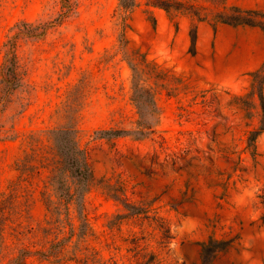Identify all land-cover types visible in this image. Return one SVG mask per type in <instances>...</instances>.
<instances>
[{
	"label": "rangeland",
	"instance_id": "374dc122",
	"mask_svg": "<svg viewBox=\"0 0 264 264\" xmlns=\"http://www.w3.org/2000/svg\"><path fill=\"white\" fill-rule=\"evenodd\" d=\"M232 7L251 24L220 21ZM11 42L0 264H201L209 238L230 240L209 264H264V123L251 75L264 63V0H135L128 12L120 0H0V69ZM150 98L154 107L136 105ZM66 123L89 181L51 215L49 131ZM32 148L44 160L27 164L38 167L30 176L20 159Z\"/></svg>",
	"mask_w": 264,
	"mask_h": 264
},
{
	"label": "trees",
	"instance_id": "16d2710c",
	"mask_svg": "<svg viewBox=\"0 0 264 264\" xmlns=\"http://www.w3.org/2000/svg\"><path fill=\"white\" fill-rule=\"evenodd\" d=\"M225 0H222L224 3ZM135 0H120V7L123 12H128L134 6ZM182 2H176L175 9H181ZM168 10L169 7H164ZM232 10L237 12L236 15H217L220 18V21L226 22L229 24H251L248 19L242 17L240 13L242 12L238 7H232ZM198 21L205 20V17H200L199 13ZM124 26V25H123ZM216 24L213 25L215 30ZM190 53H195V45L197 40V24H194L190 30ZM13 42L9 43L7 47L6 54H11V57L5 60L4 64L0 69V82L4 83L7 91L12 90L17 86V74L15 71V61L13 54ZM132 64V63H131ZM132 67L134 65L132 64ZM264 63L260 68L253 71L251 75L254 79L259 78V86L257 89V96L261 110L263 112L262 123H264V96L262 92V85L264 82ZM134 91L140 92L144 91L149 92V89L136 85ZM150 93V92H149ZM139 94V93H138ZM140 95V94H139ZM136 105L141 106H151L154 107V101L152 98L149 99L147 103L136 100ZM147 121H138V129L133 131L135 136H145V129H148ZM50 139L52 143V148L55 151L54 157L56 160L51 164L45 166L48 170L46 187H49L52 191V194L56 197V201H53L49 197L45 198V203L47 210L50 211L51 215L57 214L60 210L61 202H66L72 200L74 196H78L85 191L88 186L89 181V168L86 162V156L84 150L78 145L76 139V128L71 123H66L59 127H55L50 131ZM128 131L122 129H103L98 131L96 134L98 137H120L128 134ZM44 158L38 153L35 148L31 149V152H28L24 155L20 162L23 163L22 166L29 169L30 176L37 172V166H27L28 163L40 162L42 164ZM71 184L74 185L73 190L71 189ZM60 202V203H59ZM230 240H218L214 238H209L207 241H204L200 245V262L201 264H209L213 257L221 251H225L229 246Z\"/></svg>",
	"mask_w": 264,
	"mask_h": 264
}]
</instances>
